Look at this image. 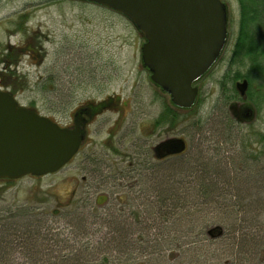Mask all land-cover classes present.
Masks as SVG:
<instances>
[{"label": "rangeland", "instance_id": "obj_1", "mask_svg": "<svg viewBox=\"0 0 264 264\" xmlns=\"http://www.w3.org/2000/svg\"><path fill=\"white\" fill-rule=\"evenodd\" d=\"M222 1L227 10L226 44L214 65L194 84L198 87L196 103L190 110H180L178 121L170 127L168 122L155 123L165 111L164 103L170 100L151 82L149 71L143 67L140 48L144 39L127 18L78 0H0L1 90L13 94L20 105L53 117L61 124L70 123L73 109L87 101L118 95L125 102L119 108L120 116L114 108L93 121L78 153L59 171L43 176L27 175L12 182L0 180V209L35 208V212L46 216L55 236L59 234L76 248L89 246L88 251L99 259L104 253L119 258L121 251L115 247L102 250L109 246L111 238L107 235L110 223L115 220L123 223L127 240L134 237L130 230L136 224L142 227V235L161 237L158 245L151 246L149 242L147 249L124 256L128 261L122 258L118 264H264V139L261 138L264 83L260 87L264 56L260 59L257 54L255 62L259 65L251 74L248 57L241 56L243 66L229 67L240 10L237 0ZM255 8V19L246 26L250 31L246 39L247 43L264 45V20L260 19V6ZM11 45L15 49L30 45L37 54H23L5 69ZM228 69L230 74L225 78ZM236 72L241 75L237 79L233 78ZM243 75L250 82L247 81L250 91L247 98L240 97L235 86L245 79ZM234 105L236 109L249 105L252 118H239ZM117 119V125H113ZM172 136L183 139V153L163 159L156 157L153 147ZM195 162L207 164V173L219 172L221 178L214 177V181L221 185L222 190H217L220 195L214 203L200 205L204 212L189 213V208L188 212L176 211L170 219L153 216V229L149 228L152 220L146 221L149 214L145 205L149 204H144L145 198L154 188L164 189L167 182L169 186L175 179L196 175L178 171L183 163L185 167H194ZM146 163L153 170L150 177L130 170ZM258 164L260 172L256 173L253 169ZM251 175H260V191L256 185L247 183ZM227 180L233 187H239L242 194L248 189L253 194L260 193V222L257 221L260 243L256 250L248 243L249 237H244L245 228L234 232L240 224L234 213L216 211L218 204L229 199L224 186ZM99 195L103 197L98 199ZM133 202L138 209L141 205L139 212L134 210L135 205H129ZM57 209L60 212L55 216L52 212ZM97 213L100 218H96ZM100 213H110L115 220L103 222ZM72 224L76 233L69 228ZM219 230L221 235L216 233ZM116 237L119 239L117 234ZM144 238L148 240V236ZM170 239L174 250H163L166 240L172 242ZM236 242L238 248L233 246Z\"/></svg>", "mask_w": 264, "mask_h": 264}, {"label": "water", "instance_id": "obj_2", "mask_svg": "<svg viewBox=\"0 0 264 264\" xmlns=\"http://www.w3.org/2000/svg\"><path fill=\"white\" fill-rule=\"evenodd\" d=\"M127 18L143 36L141 63L151 82L182 109L196 103L194 85L214 65L227 40L222 0H78ZM246 97V79L236 84ZM248 115L253 111L244 106ZM251 117V116H250ZM81 134L18 103L0 89V179L43 176L59 171L78 152ZM180 150L184 142L180 140Z\"/></svg>", "mask_w": 264, "mask_h": 264}, {"label": "trees", "instance_id": "obj_3", "mask_svg": "<svg viewBox=\"0 0 264 264\" xmlns=\"http://www.w3.org/2000/svg\"><path fill=\"white\" fill-rule=\"evenodd\" d=\"M237 1L239 3L240 10L239 28L237 40L229 57V67H232V65L237 66L238 64L243 66L245 64V61H242L241 56L248 57L249 59H251V61L249 60L251 74L252 70L257 68V66L259 65V63L255 62L257 54H260V59H262V56H264V45L262 43H260V45L247 43L249 40L246 38L250 36V31L246 30V26L250 21H253L255 19V6H260V19L264 20V0ZM262 31L264 35V27ZM34 50L36 51L35 48ZM28 51H30V49L26 47L23 50L10 47L8 50L10 54L6 59L7 63L5 65V69L8 68L10 64L16 63L15 60L19 59V56L28 53ZM4 61L5 60L3 59V62ZM262 72V61H260V76ZM229 74L230 69H228V72L224 77L228 78L227 76ZM1 75L2 73H0V76ZM247 75H243V77L249 82ZM240 76L241 75H238V72H236L233 78L237 79ZM263 83L264 79L262 80L260 87ZM2 84H4V82H2ZM221 85L224 89L225 80H221ZM249 93L250 91L247 88L246 98L250 97ZM98 105H107L113 106V108H120V106L125 105V102L121 101L118 95H113L105 98V100ZM164 106L165 111L162 112L160 117L156 118L155 123L168 122L170 124V127H173L178 121L177 113L180 110H190L192 108H178L171 102L164 103ZM261 138L264 139V135L261 136ZM185 163L182 164V166L184 165V167L181 166L178 168V171L182 173L184 172V170L185 172H195L196 175H187L184 178L180 177V179H175L169 186H166L168 184L167 182L164 189L159 187L154 188V192L149 193V196L145 198L146 201L144 204H149L148 206L145 205L147 208V210L145 211H147V213L149 214L146 217V221L149 219L152 220L149 228L153 229V216L154 218L170 219L174 214H177L176 211H187L189 208H191L190 210H188L189 213L195 211L204 212L205 209L200 208V205L214 203L216 196L220 195L217 190H222L221 185L217 183V180L214 181V177L216 179L221 178V175L218 171H210L209 173H207V171L209 170L208 165L202 162H195L196 165H194V167H185ZM204 170L206 171V174L204 173ZM152 171H146L144 174H142V176L150 177L151 175H153ZM253 171L259 173L260 165L258 164L257 168H254ZM248 179L249 180L247 181V183L249 185H256L258 187V191H260V175H256V177L251 175L248 176ZM0 180L4 182L13 181L12 179ZM225 182V191L229 192V195H227L229 198L227 202L231 203L229 204L226 202L222 205L218 204V208L216 209V211L225 212L226 214L228 212L234 213V215H236L235 218L239 219L240 223L239 226H237V228L234 230V232L236 230L237 232L242 231L245 228L246 233L244 234V237H249L248 243L250 244V246L253 245L254 249L255 247L258 248V244L260 243L258 241V239L260 238V235H258L260 234V193L253 194L254 192L250 191L251 189H248L245 191L246 194H242L239 187H233L228 182V180ZM227 187H229V189ZM211 195L212 197H210ZM201 198L205 199L207 202L202 201L203 199ZM69 203L70 201L62 205V208L68 206ZM136 204L137 203L134 204L133 202L129 205H135L136 209L134 210L139 212L141 205L138 209ZM34 210L35 208L33 207L24 206H16L14 209H0V264H118L119 262H122V258H125L128 261V258L124 256L130 257L131 254L134 255L136 250L147 249L149 242L152 246L154 244L158 245L161 241V237L159 235L154 237L152 236V238H150V235L145 233V236H148V240H146L144 238L145 236L140 233V229H142V227H139L138 224L135 225L134 229L130 230V233L132 234V236H134V239L128 238L127 240V238L124 237L123 233L127 231L123 226V223L111 217L110 213H100L101 218H103V222H105L106 219L108 221L115 220L110 223V231L107 235V237L109 236L111 238L110 242H106H109V246L104 247L105 249L103 248L102 250L109 251L108 248L111 249L112 247H115L116 249L120 250L121 253L119 256L117 255L119 258H114L110 253H104L105 255H103L99 259L98 255L88 251V249H91L89 246H85V248H76L72 243L69 244L66 238L59 237V234L55 236L54 233H52V229H50L49 224L46 223V216H41L39 212H35ZM59 212V209H57L55 210V212L53 211L52 214L56 216L59 214ZM130 214H132V212ZM108 215L109 217H105ZM82 216L83 215L80 211L79 218L82 219ZM96 218H100L98 216V213L96 214ZM140 218L141 217L139 216L137 219L139 220ZM73 226L74 228L76 227L74 224H72L69 228H72L71 231L73 233H76L77 230H74ZM78 229L81 228L78 227ZM84 231L87 233V228L85 230V225ZM219 231H216V233H220L219 235H221L222 232ZM146 232L148 231L146 230ZM209 233L212 234L213 230H210ZM116 234L119 236V239H117ZM238 236L239 235H237L236 237ZM167 240L165 241L166 247L163 248V250H174L172 247L173 239H170L172 240V242L170 243H167ZM163 242L164 240L162 241V244ZM110 243H112L113 245H110ZM236 243H234L233 246L238 248L237 246H239V244ZM139 244L141 245V249L139 248ZM178 248H181V246H179ZM231 250V252H233V249Z\"/></svg>", "mask_w": 264, "mask_h": 264}, {"label": "flooded vegetation", "instance_id": "obj_4", "mask_svg": "<svg viewBox=\"0 0 264 264\" xmlns=\"http://www.w3.org/2000/svg\"><path fill=\"white\" fill-rule=\"evenodd\" d=\"M237 36H238V33H237ZM236 40H237V37H236ZM234 45H235V43H234ZM234 45H233L232 49L234 48ZM10 47H12V45ZM25 47L30 49V51H28V53H26L28 56H34L35 54H37L36 51L34 50V48L30 47V45L17 46L16 48L23 50V49H25ZM232 49H231V52H232ZM231 52H230V54H231ZM109 96H113V95H109ZM109 96H107V97H109ZM107 97H105V98H107ZM105 98L102 100H98V101H87L83 105L74 108L72 113H71L72 118L70 119V123H68V124H61L60 122L56 121L53 117H50V118L52 120L56 121L61 127H66V128H70V129H74L76 127V124L78 123V127L80 129V134H81V145H82V142L87 138L88 127L93 123V121L97 117L102 115L104 112L111 111L114 109L113 106H107V105L106 106H100V105H98L102 101H104ZM232 108L236 109L235 105ZM117 109L118 110H116V112L120 116L121 110L119 108H117ZM32 110H35V109H32ZM236 111L237 112H235V113H237V116L239 118H242V117L252 118V117H250L252 115H248V112L246 111V109L244 107H239L236 109ZM37 112L40 113L39 111H37ZM118 121H119V119H117V121H115L113 123V125H117ZM161 123H163V122H161ZM161 123H156V124H161ZM166 123L167 122H165V124ZM112 132H113V130H112ZM109 134H111V131L108 132V135ZM180 140L183 141V139L180 136H172V137L166 138V139L158 142L153 147L154 152H155L154 155L158 158L163 159V158H166L168 156L169 157L170 156H176V155L183 153V151L180 150L181 148H179L180 147ZM81 145H80V147H81ZM79 150H80V148H79ZM182 150H184V149H182ZM179 151H181V152L178 153ZM130 170H132V171L137 170L136 173L141 174V175L144 174L146 171H152L149 163H146L144 166H142L139 169L132 168ZM102 197H103L102 195L101 196L99 195L98 199L99 198L101 199Z\"/></svg>", "mask_w": 264, "mask_h": 264}]
</instances>
